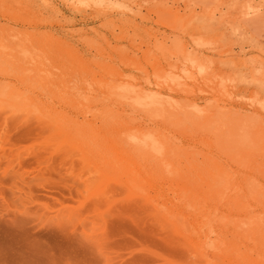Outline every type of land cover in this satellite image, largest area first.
Instances as JSON below:
<instances>
[{"label": "rangeland", "instance_id": "1", "mask_svg": "<svg viewBox=\"0 0 264 264\" xmlns=\"http://www.w3.org/2000/svg\"><path fill=\"white\" fill-rule=\"evenodd\" d=\"M166 74L184 84H160ZM115 78L178 103L192 127L168 131L181 146L264 142V0H0V264L196 263L126 176L57 149L49 125L18 111L92 123V111L71 110L89 106L163 127L111 96Z\"/></svg>", "mask_w": 264, "mask_h": 264}, {"label": "bare ground", "instance_id": "2", "mask_svg": "<svg viewBox=\"0 0 264 264\" xmlns=\"http://www.w3.org/2000/svg\"><path fill=\"white\" fill-rule=\"evenodd\" d=\"M190 66L196 68L194 73L214 79L203 61L192 59ZM194 73L186 77L193 78ZM181 79L166 74L160 84L180 86ZM131 87L115 78L104 88L111 96L127 98L150 123H165L163 127L89 106L71 110L83 111L85 118L92 111V123L50 107L18 111L33 113L40 124L49 125L57 149L80 150L87 160L99 161L97 168L103 173L114 179L126 176L123 184L128 191L151 207L171 236L196 258L190 264H264V142L244 137L225 142L216 137L199 140L206 152L181 146L168 131L190 132L192 127L184 122L178 103L161 92L142 93Z\"/></svg>", "mask_w": 264, "mask_h": 264}]
</instances>
